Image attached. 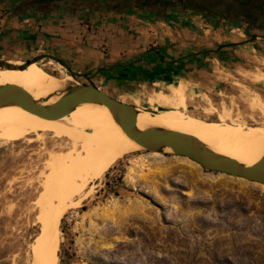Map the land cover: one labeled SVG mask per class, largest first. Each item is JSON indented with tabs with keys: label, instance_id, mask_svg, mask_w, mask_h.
Segmentation results:
<instances>
[{
	"label": "rangeland",
	"instance_id": "rangeland-1",
	"mask_svg": "<svg viewBox=\"0 0 264 264\" xmlns=\"http://www.w3.org/2000/svg\"><path fill=\"white\" fill-rule=\"evenodd\" d=\"M249 32V44L233 54L238 60L233 73H219L201 95L187 85L183 108L164 92L149 105L135 106L156 117L264 127V113L251 106L258 97L264 102V36ZM40 56L7 62L26 65ZM38 63L60 81L69 76L74 80L69 84H92L63 66L55 70V60ZM102 90L123 102L116 91ZM43 136L0 144V264H29L31 245L41 233L37 201L51 172L47 165L69 144L49 132ZM73 203L61 223L60 264H264V184L206 170L167 150H142L118 160Z\"/></svg>",
	"mask_w": 264,
	"mask_h": 264
},
{
	"label": "crops",
	"instance_id": "crops-1",
	"mask_svg": "<svg viewBox=\"0 0 264 264\" xmlns=\"http://www.w3.org/2000/svg\"><path fill=\"white\" fill-rule=\"evenodd\" d=\"M7 3L15 2L0 1V60L35 52L53 56L73 75L138 106L172 94L160 82L181 83L184 92L191 84L201 95L219 73H233V54L249 44L245 30L232 22L192 10L43 12Z\"/></svg>",
	"mask_w": 264,
	"mask_h": 264
},
{
	"label": "bare ground",
	"instance_id": "bare-ground-1",
	"mask_svg": "<svg viewBox=\"0 0 264 264\" xmlns=\"http://www.w3.org/2000/svg\"><path fill=\"white\" fill-rule=\"evenodd\" d=\"M11 64L24 66L17 62ZM48 64L54 65V62ZM44 66L34 63L23 70L0 69V86H20L43 105L55 103L59 99L58 93L63 92L73 78L67 76L60 81ZM60 66L55 65V70L59 71ZM160 85L177 98L179 108L185 106L181 83L160 82ZM251 106L264 113V102L260 97ZM136 107L139 130L163 128L193 136L216 153L247 167L259 164L264 158V127L226 128L192 116L156 117L153 111ZM48 132L59 139H67L69 144L64 142L67 144L65 149L55 155L52 153L47 165L51 172L37 201L41 233L31 245L29 264H60L61 223L68 207H71L69 204H74V196L101 178L118 160L143 150L123 131L106 105L84 104L57 120L19 106L0 109V144L21 141L31 134L43 140L42 135ZM166 150L172 152L170 148Z\"/></svg>",
	"mask_w": 264,
	"mask_h": 264
},
{
	"label": "water",
	"instance_id": "water-1",
	"mask_svg": "<svg viewBox=\"0 0 264 264\" xmlns=\"http://www.w3.org/2000/svg\"><path fill=\"white\" fill-rule=\"evenodd\" d=\"M47 58L57 61L70 73L74 74L65 62L47 55L27 62L23 67H14L11 63L0 60V69L23 70ZM58 96L59 99L55 103L43 105L36 101L24 88L15 85H3L0 86V109L9 106H19L39 116L57 120L71 114L84 104L106 105L123 131L136 141L143 150L162 152L166 148H170L177 156L188 158L206 170L264 184V158L259 164L247 167L236 160L216 153L193 136L163 128L139 130L137 128L139 114L137 107L113 98L95 85L69 84L63 92L58 93Z\"/></svg>",
	"mask_w": 264,
	"mask_h": 264
},
{
	"label": "flooded vegetation",
	"instance_id": "flooded-vegetation-1",
	"mask_svg": "<svg viewBox=\"0 0 264 264\" xmlns=\"http://www.w3.org/2000/svg\"><path fill=\"white\" fill-rule=\"evenodd\" d=\"M9 1V0H7ZM31 0H11L18 5ZM63 1L56 0L60 9L64 6ZM105 4L108 0H95ZM114 5H119L120 10H147L159 15H166L172 10H192L210 17H222L233 24H246L249 30L262 31L264 36V0H111ZM89 2H92L89 0ZM65 7V6H64ZM122 7V8H121ZM69 9V8H67ZM66 10V9H65ZM111 7L100 12L113 11ZM84 13L94 9L81 8ZM88 12V13H89ZM253 40V39H251Z\"/></svg>",
	"mask_w": 264,
	"mask_h": 264
},
{
	"label": "trees",
	"instance_id": "trees-1",
	"mask_svg": "<svg viewBox=\"0 0 264 264\" xmlns=\"http://www.w3.org/2000/svg\"><path fill=\"white\" fill-rule=\"evenodd\" d=\"M1 1V0H0ZM7 1V0H4ZM11 1V0H9ZM92 2H89V0H65L63 1L64 6H62L60 9L58 7V4L56 0H31L27 3L19 4L16 8L17 10H23V9H36L38 11H57V10H68V11H78L81 8H88V9H94L96 11L98 10H104L107 9V7H111L114 10H119V5H114L111 0H108L105 4H102L100 2H96L95 0H91ZM15 8V9H16ZM69 8V9H67ZM122 8V7H121ZM16 10V11H17ZM235 26H239L238 24H234ZM247 35H249V29L248 27L244 29ZM254 37H257L256 34L253 35Z\"/></svg>",
	"mask_w": 264,
	"mask_h": 264
}]
</instances>
